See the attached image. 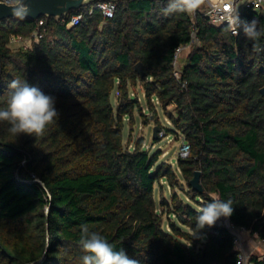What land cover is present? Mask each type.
<instances>
[{
	"label": "trees",
	"instance_id": "obj_1",
	"mask_svg": "<svg viewBox=\"0 0 264 264\" xmlns=\"http://www.w3.org/2000/svg\"><path fill=\"white\" fill-rule=\"evenodd\" d=\"M101 1L62 18L0 22V107L8 84L25 79L59 113L36 138L0 122V264H82V224L141 264H238L231 226L264 241V51L211 23L206 3L164 15L168 0H114L107 17ZM75 14L82 20L68 27ZM253 18L264 29V12L248 8L243 20ZM194 36L178 78L176 51ZM16 37L30 43L13 49ZM138 86L171 121L155 116L158 136L190 145L176 165L157 166L144 138L133 141L136 111L149 118ZM197 170L203 192L191 185ZM213 195L233 202L231 226L217 221L194 238L196 209ZM251 260L264 264V254Z\"/></svg>",
	"mask_w": 264,
	"mask_h": 264
},
{
	"label": "clouds",
	"instance_id": "obj_2",
	"mask_svg": "<svg viewBox=\"0 0 264 264\" xmlns=\"http://www.w3.org/2000/svg\"><path fill=\"white\" fill-rule=\"evenodd\" d=\"M6 3L12 15L18 19H25L30 12L26 0H6ZM204 3L205 0H168L163 13L190 15L197 12ZM238 9L239 5L233 7L227 18L232 34L239 35L242 31L246 38L253 42V51H264L260 45V39L264 37V29H258L259 22L255 18L251 21L242 20ZM58 118L54 97L30 85L25 79H13L8 84L5 106L0 107V122H7L9 134L15 137L21 134L40 137ZM37 182L41 181L37 178ZM196 212L193 237L200 238L199 234L205 227H213L221 217H230L234 207L230 199L222 200L219 195H213L211 202L197 207ZM79 245L85 253L81 257L82 264H141L139 259L130 257L123 248L116 250L103 235L91 231L87 224L80 226ZM188 246L190 247L191 244Z\"/></svg>",
	"mask_w": 264,
	"mask_h": 264
},
{
	"label": "rangeland",
	"instance_id": "obj_3",
	"mask_svg": "<svg viewBox=\"0 0 264 264\" xmlns=\"http://www.w3.org/2000/svg\"><path fill=\"white\" fill-rule=\"evenodd\" d=\"M27 43H30V39H25V40H13L10 44V46L13 49H18L21 47L26 46ZM191 47L186 49L181 53L180 59L184 58ZM135 93L139 98H141V103L143 104L144 111L148 115V120L145 122L144 117L140 116V113L136 111V126H135V131L133 134V141H136L138 138L143 137L144 138V147L146 150H148L151 154L157 153L158 157V162L157 166L160 165L163 162H169L173 163L176 165V160L180 156V149L183 143V140L181 137H178L174 133H170L169 136H159V139L156 140L153 136V130L156 125L157 119H155V116L157 115L158 119L160 120L161 124L163 127H171V121L167 117V114H165L162 110V108L157 105L158 110L157 112L154 111L153 109H148V106H146V101L144 100V92L142 89L139 88V86L135 89ZM158 103V102H157ZM169 109H174L173 105H170L168 107ZM155 119V121H153ZM130 127V126H129ZM129 127L126 126L124 134H125V139L128 138L129 136ZM128 142V139L126 140ZM163 183L166 185V183L163 181ZM167 195H170V189L167 187ZM158 191L159 188L157 187V197H158ZM218 221H220L222 224L226 223V218L221 217ZM229 223V222H228ZM231 226V223L228 224ZM227 225V226H228ZM238 234L241 237V242L238 244L239 249H242V244L244 246L243 239L246 240L247 242L251 239H255L254 237H251L249 233L244 232V230H239ZM256 240V239H255ZM257 248L254 249V252H257L259 254H264V243L257 238ZM252 242V241H251ZM253 252V253H254ZM252 249L250 251H247V254L252 255Z\"/></svg>",
	"mask_w": 264,
	"mask_h": 264
},
{
	"label": "built area",
	"instance_id": "obj_4",
	"mask_svg": "<svg viewBox=\"0 0 264 264\" xmlns=\"http://www.w3.org/2000/svg\"><path fill=\"white\" fill-rule=\"evenodd\" d=\"M6 2V0H3ZM207 5L206 16H208L211 23L216 25L227 24V18L231 13V9L236 5H239V15L240 18L243 20V15L248 8H254L257 10H261L264 12V0H205ZM96 7L100 8L107 17H112L115 13L116 5L113 1H101L96 4ZM83 18V14H75L71 17L68 22V27L74 26L78 24ZM232 32V31H231ZM36 37L39 38L41 35L36 34ZM25 40L20 37L13 38V40ZM197 41V38L194 36L193 40L185 46H181L177 49L174 65L177 67L175 75L179 78L180 71L178 69V62L181 56V53L192 46ZM166 136L165 131H160L159 136ZM190 152V145L186 142L182 143L180 149V156L186 157ZM229 226V225H228ZM231 229L236 235V242L239 244L241 242V237L238 234V231L231 226ZM238 255V264H253L251 260V255L247 254L242 249H239Z\"/></svg>",
	"mask_w": 264,
	"mask_h": 264
},
{
	"label": "water",
	"instance_id": "obj_5",
	"mask_svg": "<svg viewBox=\"0 0 264 264\" xmlns=\"http://www.w3.org/2000/svg\"><path fill=\"white\" fill-rule=\"evenodd\" d=\"M95 1L97 0H26V3L30 8V12L23 20H38L41 17L62 18L63 16L69 14V12L72 10L88 6ZM11 18L18 19L12 15L11 9L7 6V3L3 0H0V22ZM135 68L141 77L145 75L143 63H137ZM262 92L264 93V88H262ZM158 131L159 126H155L153 130V136L155 139L159 138ZM200 175L201 171H195V176L191 180V185L195 190L203 192V186L200 182Z\"/></svg>",
	"mask_w": 264,
	"mask_h": 264
},
{
	"label": "crops",
	"instance_id": "obj_6",
	"mask_svg": "<svg viewBox=\"0 0 264 264\" xmlns=\"http://www.w3.org/2000/svg\"><path fill=\"white\" fill-rule=\"evenodd\" d=\"M226 225H228L229 223H228V219L226 218ZM244 232H247V233H249V235L251 236V237H254L255 239H251V241L249 240L248 242L246 241V240H244L243 239V242H244V246H243V244H242V250L243 251H245L246 253H247V251H250L251 249H252V253L254 252V249H258L257 248V238L255 237V236H253L251 233H250V231L249 230H244ZM262 242H264L263 240H261Z\"/></svg>",
	"mask_w": 264,
	"mask_h": 264
}]
</instances>
